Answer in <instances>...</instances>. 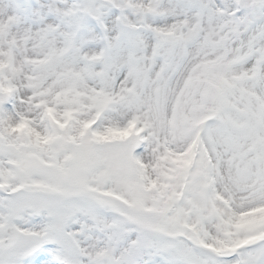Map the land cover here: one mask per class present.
<instances>
[{"label": "snow or ice", "instance_id": "snow-or-ice-1", "mask_svg": "<svg viewBox=\"0 0 264 264\" xmlns=\"http://www.w3.org/2000/svg\"><path fill=\"white\" fill-rule=\"evenodd\" d=\"M0 264H264V0H0Z\"/></svg>", "mask_w": 264, "mask_h": 264}]
</instances>
